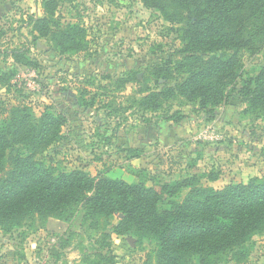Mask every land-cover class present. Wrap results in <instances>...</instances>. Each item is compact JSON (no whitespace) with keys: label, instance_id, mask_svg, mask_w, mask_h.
Masks as SVG:
<instances>
[{"label":"rangeland","instance_id":"374dc122","mask_svg":"<svg viewBox=\"0 0 264 264\" xmlns=\"http://www.w3.org/2000/svg\"><path fill=\"white\" fill-rule=\"evenodd\" d=\"M42 1L0 0V79L13 72L8 83L0 84V122L20 104L31 105L36 115L46 105L64 113L63 139L41 154L47 164L93 176L105 173L128 183L145 179L148 185L196 174L203 176L204 185L220 188L264 175V110L246 111L248 99L231 91L260 71L263 52L244 54L240 78L211 117L198 105L178 99L158 112H147L132 107L134 84L120 90L114 82L130 71L142 78L148 66L175 55L180 44L168 33L169 24L142 0H63L58 14L66 22L81 21L90 44L85 52L62 53L46 38L34 39L30 19L42 17ZM85 88L90 93L84 101L96 93L89 108L80 104ZM107 104L111 115L103 107ZM121 217L115 214L109 228ZM86 229L80 216L71 223L35 216L10 231L0 225V264H82L89 255L107 252L98 243L102 235ZM67 238L70 245L60 247V240ZM107 242L117 264H144L154 248L152 240L140 244L132 235L112 233ZM254 243L242 264H264V235L255 236Z\"/></svg>","mask_w":264,"mask_h":264},{"label":"trees","instance_id":"16d2710c","mask_svg":"<svg viewBox=\"0 0 264 264\" xmlns=\"http://www.w3.org/2000/svg\"><path fill=\"white\" fill-rule=\"evenodd\" d=\"M61 1H42V17L30 19L34 39L44 37L62 53L85 52L90 44L87 27L81 21L66 22L58 14ZM142 1L169 24L167 31L180 47L176 56L148 66L142 78L130 71L114 82L120 90L135 85L132 107L158 112L178 99L198 105L211 117L231 91H237L248 99L246 111L264 110V65L242 79L239 90L228 92L241 76L244 54L264 53V0ZM12 75L1 77L0 84ZM89 93L86 88L81 92L85 108L96 103V93L89 102L83 100ZM103 107L113 114L111 104ZM66 123V115L52 106L36 115L28 104L13 106L0 122V225L6 231L25 226L35 216L67 223L80 216L86 233L102 235L98 243L107 251L85 257L82 264L118 263L109 253L112 233L132 235L140 244L152 240V255L144 264L248 261L254 237L264 235V175L216 188L204 185L203 176L196 174L148 185L145 179L128 183L105 173L62 171L41 154L63 139ZM115 214L122 217L110 229ZM70 243V238L61 239L59 246Z\"/></svg>","mask_w":264,"mask_h":264}]
</instances>
